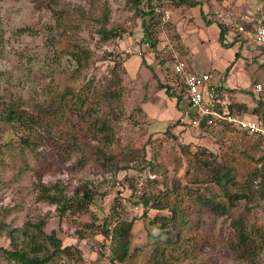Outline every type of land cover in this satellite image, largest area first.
I'll list each match as a JSON object with an SVG mask.
<instances>
[{
  "label": "rangeland",
  "instance_id": "374dc122",
  "mask_svg": "<svg viewBox=\"0 0 264 264\" xmlns=\"http://www.w3.org/2000/svg\"><path fill=\"white\" fill-rule=\"evenodd\" d=\"M94 1L58 0L55 8L67 11L57 19L49 8L38 5L37 0H0V99L7 103L17 99L29 106L37 101H48L53 91L62 93L66 86L86 97L96 85H107L105 81L110 79L113 65L108 53H117L125 67L123 96L119 101L111 99L110 106L105 103L101 107L100 103V108L118 115L119 118L111 122L118 131L122 147L144 145L147 156L156 163L155 170L150 171L131 166L126 170H113L92 160L79 166L75 155L63 160L42 141L36 143V152L32 154L18 146L14 128L0 122V247H9V234L14 229L43 221L46 233L55 231L62 247L71 246L66 251H70V255L62 253L60 256L64 264H110L112 238L111 235L104 238L100 230L102 218L116 198L124 205L127 219H131L141 212L140 195L158 192L160 187L179 176L183 181H196L200 190L209 194L211 192L206 190L209 185L205 182L207 169L195 159L187 160L185 153L194 154L200 147H206L220 161L229 146L241 141L238 128L220 124L200 128L199 123L192 122L186 97H181L177 105L176 97L157 90L159 82H174L170 55L160 48L165 39L175 44L187 68L206 72L215 84L223 83L234 89V95L231 93L228 99L246 103L252 109L259 93L254 84L260 83L264 89L263 46L242 34L241 46L238 42L224 45L219 41L217 25L221 22L227 27L224 42L230 43L238 36L235 24L248 21L243 12L250 21L264 22V0H247L252 5L250 12H245L246 7L239 9L235 0H202L194 6L177 5L179 0H162L155 7L160 14L155 27L159 36L156 48L146 46L141 17L129 10L131 6L126 5V0H100L110 7V23L126 28L121 38L101 43L94 32V22L76 24L78 7L85 15L95 16L91 3ZM142 6L144 10L149 9ZM62 34L65 41L61 39ZM70 40L92 51L89 66L80 74L76 73V62L69 55L59 58L55 50ZM237 51L239 57L234 60ZM232 61L227 74L226 69ZM72 98L67 95L69 103H73ZM71 113L80 117L77 111ZM242 115L255 118L248 113ZM260 147L264 149V143ZM186 169L189 172L184 176ZM148 179L159 181V185L148 184ZM41 184H57L74 200H78L86 188L94 198L86 211L78 213L71 209L60 214L55 204L39 199ZM214 188L212 192L217 190ZM253 201L256 203L252 206L253 213L260 222L264 221V188ZM238 210L235 207L229 217L237 215ZM146 211L148 217L138 218L133 225L131 250L167 236L162 231L161 221L152 222V219L169 215V212L150 206ZM191 221L197 223L198 234L203 237L213 234L225 239L230 233L229 220L225 216L196 212L191 215ZM198 260L200 264H238L221 240L218 246L206 244ZM0 264H14L1 249ZM132 264L138 263L133 261Z\"/></svg>",
  "mask_w": 264,
  "mask_h": 264
},
{
  "label": "trees",
  "instance_id": "16d2710c",
  "mask_svg": "<svg viewBox=\"0 0 264 264\" xmlns=\"http://www.w3.org/2000/svg\"><path fill=\"white\" fill-rule=\"evenodd\" d=\"M201 1L179 0L176 4L194 6ZM161 2L162 0H126V5L131 6L129 10L136 17H141L143 40L148 42L151 48H156L159 43L158 31L155 27L159 23L160 14L155 11V7L159 6L156 3ZM91 3L96 11L95 16L85 15L78 7L76 24L87 25L94 22V32L101 43L121 38L126 33V28L119 23H110L111 11L108 3L106 1L102 3L100 0ZM37 4L49 8L57 19L67 11L55 8L58 0H37ZM142 5L149 9L144 10ZM243 24L248 25L250 22L246 20ZM217 25L220 29L219 41L222 44L232 46L238 42L241 46L243 43L241 33L238 32V36L230 43H225L224 37L228 29L221 22H217ZM61 39L66 40L63 34ZM55 50L59 58L67 54L76 62L77 74L89 66L92 51L78 41L70 40L63 47L58 45ZM108 56L112 57L113 65L110 69L111 77L105 81L107 85H96L92 93L86 97L75 94L71 87L66 86L62 93L53 91L48 101H37L29 106H25L17 99L9 100L8 103L0 99V122L14 128L16 142L20 148L35 154L36 143L42 141L63 160L75 155L79 166L84 165L87 160H92L113 170H126L130 166L140 171L155 170L156 163L147 156L144 145L142 147L120 145L118 131L116 132L111 122V119H118V115L112 110L108 113L100 108V103L101 107L105 106V103L110 106L111 99L119 101L123 96L124 61H121L117 53L109 52ZM238 57L239 51L235 52L234 60ZM233 62L227 67V74ZM141 63H144L143 59ZM173 79V83L159 82L157 90H164L167 95L176 97L178 105L181 97H186V91L181 79L175 75ZM216 89V111L234 116L251 114L259 127L264 130L262 85L252 109H249L246 103L228 99L231 93L234 95V89L224 86L223 83L217 84ZM67 95H71V98L76 95L71 99L73 103H69L70 99H67ZM74 111L80 115L79 118L71 113ZM190 114L193 115L192 112ZM208 117L212 118L210 124L207 123ZM216 124L237 129L226 120L210 115L202 118L198 125L205 129ZM237 130L242 134L241 141L237 145L233 143L229 146L220 161H217L214 153L206 147H200L194 154L185 153L187 160L195 159L207 169L205 182L209 187L206 190L211 193L205 194L196 181H183L179 176L172 179L170 184L160 187L158 192L140 195L141 212L131 219H127L121 200L115 199L109 212L102 218L100 230L104 238L109 235L112 238L110 264H132L133 261L138 264H200L198 258L203 254L206 244H210V247L218 246L220 240L224 241L227 250L238 264H264V221L260 222L252 211V206L256 204L253 201L254 197L260 195L264 188V149L260 147L264 143V133L253 134L246 130ZM257 149L259 150L255 152ZM188 172L189 170L186 169L183 175L187 176ZM150 183L159 185V181L154 179H148V184ZM211 186L217 190L212 192ZM83 192L78 200H74L67 197L57 184H41L38 194L39 199L55 204L60 214H64L71 209L78 213L88 210L94 195L86 188ZM147 206L169 212V215L155 216L152 219V222L161 221L160 226L167 236L131 250L133 225L138 218L148 217ZM235 207L239 208L237 215L229 217ZM207 211L228 218L230 233L225 239L217 238L213 234L209 237L198 234L197 223L191 221V215ZM170 230L175 231V234H171ZM15 231H18V235ZM9 238V247H0V249L14 264L63 263L61 254L71 248V246L62 247L61 239L55 231L46 233L43 230V221L31 223L18 230L14 229L9 234ZM66 254L70 255V251Z\"/></svg>",
  "mask_w": 264,
  "mask_h": 264
},
{
  "label": "built area",
  "instance_id": "2783aa9c",
  "mask_svg": "<svg viewBox=\"0 0 264 264\" xmlns=\"http://www.w3.org/2000/svg\"><path fill=\"white\" fill-rule=\"evenodd\" d=\"M168 17V15L166 16ZM250 24L237 25L239 33L247 38H250L258 46L264 47V22L258 21L255 23L253 20L249 21ZM146 46H149L148 42H145ZM160 46L161 50L168 52L171 59V71L172 73L181 79L185 91L188 104L193 113L192 122L194 124L199 123L202 118L212 116L218 119H224L231 125L236 126L240 130H246L253 134H263L264 130L259 125L249 118L248 116H234L226 115L215 110V104L217 102V89L210 75L206 72H194L187 68L185 60L177 52V48L174 43L169 39H165ZM220 84V83H218ZM255 90L259 92L261 90V84L254 85ZM212 118H207V123L210 124ZM149 176L153 177L149 174ZM64 264V263H61Z\"/></svg>",
  "mask_w": 264,
  "mask_h": 264
},
{
  "label": "crops",
  "instance_id": "0c3cea01",
  "mask_svg": "<svg viewBox=\"0 0 264 264\" xmlns=\"http://www.w3.org/2000/svg\"><path fill=\"white\" fill-rule=\"evenodd\" d=\"M235 3H236V5H238L239 7V9H241L242 7H246V11L245 12H250V7L252 6L250 3H249V1H247V0H235ZM247 3H249L250 5H248ZM241 11V10H240ZM241 12H243V11H241ZM243 17H245L246 19L248 18V21H250L251 19H249V16L248 15H246L244 12H243ZM211 21V20H210ZM236 26L237 25H239V24H235ZM188 69L189 70H191V71H194L193 69H191V68H189L188 67ZM195 72V71H194ZM230 88V87H229Z\"/></svg>",
  "mask_w": 264,
  "mask_h": 264
}]
</instances>
